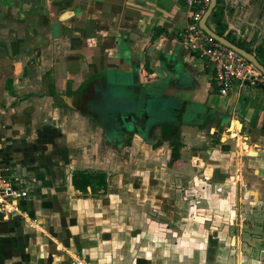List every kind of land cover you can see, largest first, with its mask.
<instances>
[{
  "label": "crops",
  "instance_id": "crops-1",
  "mask_svg": "<svg viewBox=\"0 0 264 264\" xmlns=\"http://www.w3.org/2000/svg\"><path fill=\"white\" fill-rule=\"evenodd\" d=\"M218 10L235 42H264V0ZM188 24L181 0H0V172L28 193L0 213V264H264V87L220 96ZM106 84L155 86L208 121L180 128L173 164L160 132L155 149L119 148L98 112Z\"/></svg>",
  "mask_w": 264,
  "mask_h": 264
},
{
  "label": "water",
  "instance_id": "water-1",
  "mask_svg": "<svg viewBox=\"0 0 264 264\" xmlns=\"http://www.w3.org/2000/svg\"><path fill=\"white\" fill-rule=\"evenodd\" d=\"M217 0H210V4L205 11L199 26L200 28L216 42L234 50L247 61L264 74V67L259 63L254 54L239 48L223 37L212 32L206 25L208 17L216 7ZM102 88L100 100H98V112H102L103 121H110L111 127L106 131L115 132L116 140L108 142H118L120 146L125 147L128 136H137L146 144L153 146L157 142L154 135L163 131V126L170 127V131L165 138H173L179 134L180 128L186 125L195 127H203L208 121L205 110L198 105H193L185 99H181L176 95H170L160 92L157 87L152 85H136L131 87L129 91H123L120 88L115 89L113 85L106 84ZM120 91V93H118ZM236 128L241 131V124L235 121ZM233 123L229 126V131ZM104 130V132L106 133ZM235 131V130H234ZM231 132V131H230ZM165 140V139H159ZM158 140V141H159ZM247 143L243 142V147Z\"/></svg>",
  "mask_w": 264,
  "mask_h": 264
},
{
  "label": "built area",
  "instance_id": "built-area-1",
  "mask_svg": "<svg viewBox=\"0 0 264 264\" xmlns=\"http://www.w3.org/2000/svg\"><path fill=\"white\" fill-rule=\"evenodd\" d=\"M189 12V24L184 43L198 58L205 60L213 71V86L220 96L229 94L233 83L264 87V74L254 64L234 50L216 42L199 26L210 0H181ZM28 196L18 177H6L0 172V213H19V203ZM74 264V263H73Z\"/></svg>",
  "mask_w": 264,
  "mask_h": 264
},
{
  "label": "trees",
  "instance_id": "trees-1",
  "mask_svg": "<svg viewBox=\"0 0 264 264\" xmlns=\"http://www.w3.org/2000/svg\"><path fill=\"white\" fill-rule=\"evenodd\" d=\"M219 3H220V0H217L216 7L213 10V15L216 18L215 21H216L217 35H219L220 37H224L226 40L237 45L239 48L247 51L248 53L254 54L255 57L257 58V60L259 61V63L264 67V42L262 44H260L259 46L252 48L249 45H246L245 43L235 42L233 39H231L230 36L225 33L226 32V26L223 23H221L220 18L214 13V12H216V10H218ZM101 122L102 123L104 122L103 126L105 129L108 130L111 127L110 121L101 120ZM170 129L171 128L168 126H163V131L161 133H162V136H164V138L166 137V135L168 134ZM174 137L175 138H172V141L169 142V145L171 147V164H173L174 162H176L179 159V154H180L179 152L181 149V144L179 141H177L178 134L174 135ZM129 138H131V136H129ZM127 143H130V141L128 140ZM159 146H161V141H158V143L153 145V147H155V148H157ZM93 181L96 182V185L98 187H104V183H103L104 179L102 176H100V178H97Z\"/></svg>",
  "mask_w": 264,
  "mask_h": 264
},
{
  "label": "rangeland",
  "instance_id": "rangeland-1",
  "mask_svg": "<svg viewBox=\"0 0 264 264\" xmlns=\"http://www.w3.org/2000/svg\"><path fill=\"white\" fill-rule=\"evenodd\" d=\"M99 114L101 115V120H103V116H102V112H99ZM132 145L133 146H130V149L132 148V147H135L134 146V144H133V142H132ZM139 145H145L146 147H150V145H148V144H146L145 142H140L139 143ZM154 149H155V147H153ZM246 152V151H245ZM115 154H116V150H115ZM128 155V152H126V153H124V155H117V160H116V162H119V163H121V164H123V162H124V160L127 162V164L129 165V166H132L133 167V165H134V163L131 161V163L129 162V156H127ZM134 158L135 157H132L131 158V160H134ZM136 160V159H135ZM134 160V161H135ZM120 166H123V165H120ZM190 191H192V193H193V196H192V198H194V200H195V202H196V199L195 198H198V197H196L197 196V194H198V190L196 189H194V190H190ZM135 192V191H134ZM182 193V192H181ZM179 194V193H178ZM185 197H188L189 196V192H188V194L186 195L185 194V192H184V194H183ZM175 208H177V207H175ZM182 209H184V207L182 208ZM177 210H179V207L177 208ZM158 218V220L159 219H163V218H161V217H157ZM262 218H264V215L262 216ZM161 221H163V225H166L167 224V222L166 221H164V219L163 220H161ZM162 229H166L164 226H160ZM167 229H168V226H167Z\"/></svg>",
  "mask_w": 264,
  "mask_h": 264
},
{
  "label": "flooded vegetation",
  "instance_id": "flooded-vegetation-1",
  "mask_svg": "<svg viewBox=\"0 0 264 264\" xmlns=\"http://www.w3.org/2000/svg\"><path fill=\"white\" fill-rule=\"evenodd\" d=\"M154 138L157 140L156 142L158 143V140L160 139V136H156V134L154 135ZM127 139H128V137H127ZM127 139H126V141H127ZM162 139V138H161Z\"/></svg>",
  "mask_w": 264,
  "mask_h": 264
},
{
  "label": "bare ground",
  "instance_id": "bare-ground-1",
  "mask_svg": "<svg viewBox=\"0 0 264 264\" xmlns=\"http://www.w3.org/2000/svg\"><path fill=\"white\" fill-rule=\"evenodd\" d=\"M246 150V148H244ZM248 151V150H247Z\"/></svg>",
  "mask_w": 264,
  "mask_h": 264
}]
</instances>
